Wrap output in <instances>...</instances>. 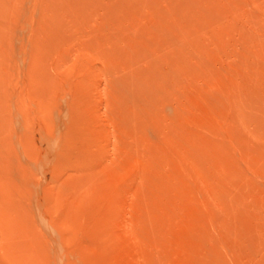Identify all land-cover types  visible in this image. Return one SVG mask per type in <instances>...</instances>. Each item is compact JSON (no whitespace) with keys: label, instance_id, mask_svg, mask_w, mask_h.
Here are the masks:
<instances>
[{"label":"rangeland","instance_id":"1","mask_svg":"<svg viewBox=\"0 0 264 264\" xmlns=\"http://www.w3.org/2000/svg\"><path fill=\"white\" fill-rule=\"evenodd\" d=\"M0 264H264V0H0Z\"/></svg>","mask_w":264,"mask_h":264}]
</instances>
